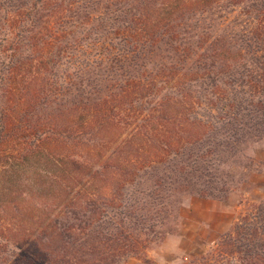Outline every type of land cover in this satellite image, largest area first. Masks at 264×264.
Listing matches in <instances>:
<instances>
[{
	"label": "trees",
	"instance_id": "trees-1",
	"mask_svg": "<svg viewBox=\"0 0 264 264\" xmlns=\"http://www.w3.org/2000/svg\"><path fill=\"white\" fill-rule=\"evenodd\" d=\"M263 138L264 0H0V264L147 261ZM197 261L264 264V200Z\"/></svg>",
	"mask_w": 264,
	"mask_h": 264
},
{
	"label": "rangeland",
	"instance_id": "rangeland-1",
	"mask_svg": "<svg viewBox=\"0 0 264 264\" xmlns=\"http://www.w3.org/2000/svg\"><path fill=\"white\" fill-rule=\"evenodd\" d=\"M239 156L241 163L249 166L240 169L241 179L236 178L226 200L184 194L173 232L146 250L147 261L132 257L125 264H200L198 258L214 245L235 218L251 203L264 200V138L249 144ZM225 169L235 172L238 168ZM30 212L39 223L43 214L39 208Z\"/></svg>",
	"mask_w": 264,
	"mask_h": 264
}]
</instances>
